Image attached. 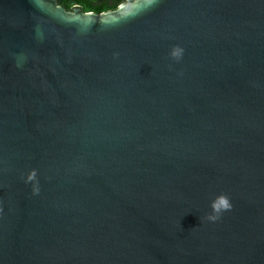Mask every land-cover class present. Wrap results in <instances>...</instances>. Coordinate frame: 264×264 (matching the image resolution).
I'll return each mask as SVG.
<instances>
[{
  "label": "water",
  "instance_id": "1",
  "mask_svg": "<svg viewBox=\"0 0 264 264\" xmlns=\"http://www.w3.org/2000/svg\"><path fill=\"white\" fill-rule=\"evenodd\" d=\"M0 264H264V0H0Z\"/></svg>",
  "mask_w": 264,
  "mask_h": 264
},
{
  "label": "trees",
  "instance_id": "2",
  "mask_svg": "<svg viewBox=\"0 0 264 264\" xmlns=\"http://www.w3.org/2000/svg\"><path fill=\"white\" fill-rule=\"evenodd\" d=\"M132 0H59V4L65 9L70 10L73 5H78L83 11H93L100 13L113 10L121 3Z\"/></svg>",
  "mask_w": 264,
  "mask_h": 264
},
{
  "label": "clouds",
  "instance_id": "3",
  "mask_svg": "<svg viewBox=\"0 0 264 264\" xmlns=\"http://www.w3.org/2000/svg\"><path fill=\"white\" fill-rule=\"evenodd\" d=\"M149 5H151L153 3V0H148ZM179 54L178 51H174L173 55L177 56ZM35 178V172H33L28 179L29 180H33ZM211 208H212V213H210L206 218L209 221H213L215 222L216 220H218L221 215L226 212L231 210L232 208V204L230 202V199L225 196V195H221L219 197H217L211 204Z\"/></svg>",
  "mask_w": 264,
  "mask_h": 264
},
{
  "label": "snow or ice",
  "instance_id": "4",
  "mask_svg": "<svg viewBox=\"0 0 264 264\" xmlns=\"http://www.w3.org/2000/svg\"><path fill=\"white\" fill-rule=\"evenodd\" d=\"M90 18H93V17H89V19H90Z\"/></svg>",
  "mask_w": 264,
  "mask_h": 264
},
{
  "label": "rangeland",
  "instance_id": "5",
  "mask_svg": "<svg viewBox=\"0 0 264 264\" xmlns=\"http://www.w3.org/2000/svg\"><path fill=\"white\" fill-rule=\"evenodd\" d=\"M73 6H75V5H73Z\"/></svg>",
  "mask_w": 264,
  "mask_h": 264
}]
</instances>
